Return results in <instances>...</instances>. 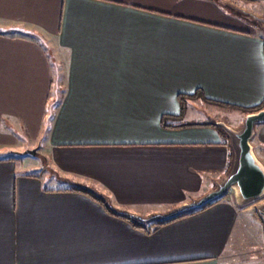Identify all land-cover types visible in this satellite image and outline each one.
I'll return each instance as SVG.
<instances>
[{
    "label": "crops",
    "instance_id": "obj_1",
    "mask_svg": "<svg viewBox=\"0 0 264 264\" xmlns=\"http://www.w3.org/2000/svg\"><path fill=\"white\" fill-rule=\"evenodd\" d=\"M248 15L264 17V0H0V152L30 140L46 161L36 174L0 159V264L244 259L251 222L229 194L145 232L72 188L142 217L213 189L231 168L226 137L160 121L196 91L238 112L264 102ZM198 100L166 123H195L183 119ZM252 139L264 157V124Z\"/></svg>",
    "mask_w": 264,
    "mask_h": 264
},
{
    "label": "water",
    "instance_id": "obj_2",
    "mask_svg": "<svg viewBox=\"0 0 264 264\" xmlns=\"http://www.w3.org/2000/svg\"><path fill=\"white\" fill-rule=\"evenodd\" d=\"M252 20L264 26V17L250 15ZM227 134L233 152L232 164L227 175L215 187L201 197L183 203L165 213H154L146 217L128 214L141 223L165 221L178 215L197 210L204 205L233 194L236 205L243 206L264 196V165L256 157L251 140L255 128L264 124V107L244 116L242 127L235 130L224 122L216 123Z\"/></svg>",
    "mask_w": 264,
    "mask_h": 264
},
{
    "label": "rangeland",
    "instance_id": "obj_3",
    "mask_svg": "<svg viewBox=\"0 0 264 264\" xmlns=\"http://www.w3.org/2000/svg\"><path fill=\"white\" fill-rule=\"evenodd\" d=\"M237 3L238 2L236 1V4ZM245 7L251 8L247 5H245ZM258 26L261 28L264 36V26L260 23ZM188 110L189 112L186 115L187 117L183 119V121L203 122L209 120L214 123L222 121L235 130L241 129L244 119L241 112L223 107H213L201 100L194 101L193 105H191ZM227 142L231 149L229 137ZM251 145L256 157L263 162L264 157L259 151V148H257L256 144H254L253 139L251 140ZM6 157H11L14 161H16V167L18 170L30 173L35 172L36 174H39L44 170L46 165L45 158L42 157L39 143L31 142L30 140L26 142L21 141L18 143V147L10 153L0 152V159ZM262 164L264 165V163ZM228 194L233 196L231 192H228L226 195ZM260 199L245 204L249 215L248 222L250 221L251 223H246V231L243 232L244 234L242 236V240L245 243L241 241L240 251H245L246 256H244L243 260L235 261L236 264H264V196Z\"/></svg>",
    "mask_w": 264,
    "mask_h": 264
},
{
    "label": "trees",
    "instance_id": "obj_4",
    "mask_svg": "<svg viewBox=\"0 0 264 264\" xmlns=\"http://www.w3.org/2000/svg\"><path fill=\"white\" fill-rule=\"evenodd\" d=\"M248 16H249V18H251L250 15H248ZM254 23L256 25L259 24L257 22H254ZM195 98H199L200 100H203V101H205V102H207L209 104H215L217 106L230 109L229 107H227L225 105H222V104H219V103H214L212 101H209V100L205 99L204 96H203V94L201 93V91H196L193 95H178V102L180 104V115L178 117H168V116L162 117L161 118V121H160L161 126L163 128H177V127H212V128L218 129V132H220L223 136L226 137V139H228V137L224 133V131L219 126H217V124L214 123V122H200V123L195 122V123H186V124H182V125H170V124H167L166 123V121L169 120V119H172V118L178 119V118H180L183 115V113L185 112L186 102L188 100H193ZM262 107H264V102L260 106H258V107H255V108H252V109H245V110L244 109H241L240 111L242 113H244V114H248V113L256 112L259 109H261ZM72 190L79 191V192H82V193H85V194L90 195L94 200H96L97 202L101 203L104 206V208L106 209V211H108L109 213H111L113 215H117L118 217H121V218L126 219L128 222H130L132 224L133 227H135L137 229H140V230H143L145 232L149 231L150 227H156V226L164 225V224L171 223V222H174L176 220H179L181 218H185L187 216L194 215V214H196V213H198L200 211H203V210L209 208L213 204H215L217 202H220L225 197L224 196L221 199H218V200H215L213 202H210V203L204 205L200 209L193 210V211H190V212L182 213V214L178 215L177 217H174V218H171V219H168V220H165V221H157V222H151V223H141V222L133 219L132 217H130L127 213L118 212V211L112 209L109 205L106 204V202L102 198L97 197L95 195H92L90 192H88L86 190H83V189L78 188V187H73Z\"/></svg>",
    "mask_w": 264,
    "mask_h": 264
}]
</instances>
